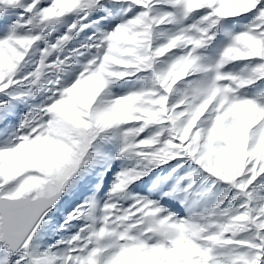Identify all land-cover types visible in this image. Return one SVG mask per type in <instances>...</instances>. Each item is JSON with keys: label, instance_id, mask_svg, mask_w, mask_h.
Instances as JSON below:
<instances>
[{"label": "snow or ice", "instance_id": "obj_1", "mask_svg": "<svg viewBox=\"0 0 264 264\" xmlns=\"http://www.w3.org/2000/svg\"><path fill=\"white\" fill-rule=\"evenodd\" d=\"M0 264H264V0H0Z\"/></svg>", "mask_w": 264, "mask_h": 264}]
</instances>
